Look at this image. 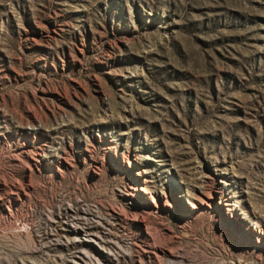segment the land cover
Segmentation results:
<instances>
[{"label": "rangeland", "instance_id": "1", "mask_svg": "<svg viewBox=\"0 0 264 264\" xmlns=\"http://www.w3.org/2000/svg\"><path fill=\"white\" fill-rule=\"evenodd\" d=\"M79 250L264 264V0H0V264Z\"/></svg>", "mask_w": 264, "mask_h": 264}, {"label": "built area", "instance_id": "2", "mask_svg": "<svg viewBox=\"0 0 264 264\" xmlns=\"http://www.w3.org/2000/svg\"><path fill=\"white\" fill-rule=\"evenodd\" d=\"M68 226H64L63 228L66 229ZM109 255V252H108ZM106 255V256H108ZM77 256V260L73 262V264H101L95 257H90L86 254L83 250H79Z\"/></svg>", "mask_w": 264, "mask_h": 264}, {"label": "bare ground", "instance_id": "3", "mask_svg": "<svg viewBox=\"0 0 264 264\" xmlns=\"http://www.w3.org/2000/svg\"><path fill=\"white\" fill-rule=\"evenodd\" d=\"M88 237V236H87ZM92 238V236H90Z\"/></svg>", "mask_w": 264, "mask_h": 264}]
</instances>
